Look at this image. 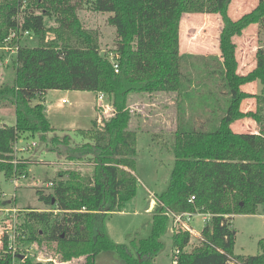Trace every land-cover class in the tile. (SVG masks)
<instances>
[{"label":"trees","instance_id":"trees-1","mask_svg":"<svg viewBox=\"0 0 264 264\" xmlns=\"http://www.w3.org/2000/svg\"><path fill=\"white\" fill-rule=\"evenodd\" d=\"M24 1L0 0V45L15 51L12 82L0 86V100L8 101L14 113V124H0V172L10 180L26 177L29 161L16 157L15 144L36 135L48 143L46 135L54 131L43 103L48 90L104 94L112 112L100 118L101 126L95 119L91 129L78 130L88 136L84 143L72 145L68 134L50 138V149L61 154L62 146L67 159L89 162L92 170H59L48 182L51 191L36 189L38 200L49 210L18 209L16 244L37 249L46 245L54 251L67 245L82 252L81 260L67 264H95L96 255L106 250L115 251L126 264H152L163 248L160 237L169 210L209 214L202 239L190 250L184 248L191 233L173 232L172 253H179L172 264H264V237L258 240L256 254H236L231 227L235 215L264 210V47L255 50L254 68L240 74L233 41L249 25L264 24V0L237 19L228 14L231 0H89L94 11L110 14L107 22L115 31L111 59L100 53L98 30L83 26L77 2ZM184 13H218L223 21L218 57L188 55L197 62L189 63L193 74L182 70L186 55L179 52ZM46 17H54L55 26L46 27ZM30 33L37 45L20 44L19 37ZM253 81L260 84L259 92L241 88ZM156 91L175 92L179 100L173 163L167 187L156 195L151 232L132 240L131 249L109 237L105 221L112 212L122 211L136 190L137 133L129 128V95ZM248 98L254 99L255 109L243 112L240 104ZM191 102L203 118L200 125L197 116L187 113L185 103ZM243 118L252 119L257 130L234 131L231 125ZM7 238L5 228L0 264H52L33 260L17 247L7 252Z\"/></svg>","mask_w":264,"mask_h":264},{"label":"rangeland","instance_id":"rangeland-1","mask_svg":"<svg viewBox=\"0 0 264 264\" xmlns=\"http://www.w3.org/2000/svg\"><path fill=\"white\" fill-rule=\"evenodd\" d=\"M33 0H26L24 4H32ZM78 3L77 15L86 28L97 29L100 35V53L112 58L114 51V28L108 24L109 13L96 12L92 9L89 0H72ZM257 4V0H231L228 14L232 19H237L242 14L250 11ZM29 5V6H30ZM46 27L55 26L54 17L45 18ZM223 21L218 13H184L180 18L179 31V52L186 55L183 62V69L194 73L190 62H194L193 56H217L219 55V35ZM48 33L47 37H52ZM236 44V58L239 64V72L249 71L255 60V50L258 46L264 47V24L249 25L240 36L234 37ZM11 42V40H10ZM9 40L6 43H10ZM20 44L36 46L37 37L33 34H23L19 37ZM7 47V48H6ZM3 49L0 45V86L11 83L13 72V59L15 51L8 44ZM188 55H191L188 57ZM198 88L197 85H194ZM259 86L251 84L242 88L244 91H260ZM203 89V88H202ZM198 89V90H202ZM98 93L89 91H55L49 90L46 96V117L48 118L53 132H48L46 140L39 139V136L21 139L18 146H27L35 143L26 151H16V157L27 158L26 177L17 180L7 179L3 172H0V202L12 200L0 205V251H2V233L6 228L8 233H15L14 223L19 220L18 209L33 208L39 211L49 210V206L38 200L36 189H41L44 194L48 193L51 186L48 182L57 178V172L65 169H77L83 174L92 170L89 162L82 160H69L66 158L65 149L61 147L60 153L50 149L52 143L50 138L55 134L70 136V143L74 146L88 140L86 134L78 130L91 129L93 117L108 118L111 115L112 107L109 99L103 94V100L97 99ZM224 94V93H223ZM58 96L65 98V102L58 101ZM193 100V99H192ZM37 100H33V103ZM61 102V103H60ZM178 102L175 92H136L129 95L128 106L130 109V128L137 130L136 139V166L135 176L137 178L134 196L128 200L122 211H114L106 218V228L110 238L117 243H126L130 246L131 241L137 242L140 238L147 237L151 232L152 215L155 208L146 209L150 198L156 201V195L167 187L170 170L173 163L171 144L173 133L178 122ZM187 106V113L194 114L197 125L202 124L203 118L198 116L192 109V102ZM95 105V106H94ZM245 110L255 109L254 99H244L241 103ZM95 107V109H94ZM105 109V110H104ZM95 110V111H94ZM103 110V111H102ZM246 112V111H243ZM250 120V118H247ZM252 120V119H251ZM14 122V113L8 101L0 100V124ZM246 122V121H245ZM101 126V121L97 122ZM80 128V129H78ZM47 186V187H45ZM152 202V201H150ZM201 213L193 214L189 226L193 228L191 241L188 249L198 244V234L205 224ZM169 218V217H168ZM231 227L235 231L234 253L242 255H254L258 252V240L264 237V210L259 208L254 214H237L231 220ZM172 223L169 218L167 228L160 239L163 248L158 252L152 264H172ZM15 247L22 253L25 252L33 260H50L52 264H65L82 259V252L72 251L67 245L61 246L58 250H51L43 245L42 249L36 246L21 243ZM187 249V248H186ZM15 252V251H14ZM2 254V253H1ZM0 254V255H1ZM15 264H17L15 262ZM95 264H126L125 261L112 250L101 251L96 255Z\"/></svg>","mask_w":264,"mask_h":264},{"label":"built area","instance_id":"built-area-1","mask_svg":"<svg viewBox=\"0 0 264 264\" xmlns=\"http://www.w3.org/2000/svg\"><path fill=\"white\" fill-rule=\"evenodd\" d=\"M13 33H11L5 40V42H7L11 37H13ZM6 45H4L3 47L1 48H5ZM7 48V47H6ZM113 68L114 70L117 72L118 71V68H117V64L116 63H113ZM103 94H98L97 95V99L98 100H103ZM61 102H65V99H61ZM105 110V109H104ZM103 111V110H102ZM21 141V140H20ZM19 142V141H18ZM18 142L15 144V147H14V153H16V151H26L28 149H30L31 147H33L35 145V143H31L27 146H18ZM15 181V179H14ZM48 186L51 185V183H48L47 184ZM193 199V196H191L190 200ZM264 206V205H263ZM167 214V216L171 219V223H172V229L174 232H179V231H185V230H188L190 233H191V236H192V232H193V229L189 226V222L193 216L192 213L190 212H181V213H175V212H172V211H166L165 212ZM209 217V214H204L203 215V221H206ZM15 233H8V238H7V252L9 253H14V251L16 250V247H15ZM198 242L200 241L201 238V235L199 236L198 234ZM191 241V240H190ZM187 248V249H186ZM185 250H190L188 249V245L184 248ZM179 253V249H174L173 250V253H172V260L174 261L175 258H176V255Z\"/></svg>","mask_w":264,"mask_h":264},{"label":"crops","instance_id":"crops-1","mask_svg":"<svg viewBox=\"0 0 264 264\" xmlns=\"http://www.w3.org/2000/svg\"><path fill=\"white\" fill-rule=\"evenodd\" d=\"M254 66H255V60L253 61V64H252V66H251V69L249 70V71H251L253 68H254ZM238 69H239V66H238ZM249 71H245L244 73H242V72H239L240 74H246V73H248ZM252 85V86H254V85H257V86H259V83L258 82H256V81H253V82H250V83H246V84H244V85H242V87L243 86H245V85ZM241 87V88H242ZM243 89V88H242ZM244 90V89H243ZM49 91V90H48ZM48 91L45 93V95H44V100H43V103H44V105L46 104V102H45V100H46V96H47V93H48ZM55 91H64V90H55ZM65 91H69V90H65ZM72 91V90H71ZM73 92L75 93V92H77V91H74L73 90ZM89 92H91V91H89ZM251 93H255V91H252ZM61 99H65L64 97H62V96H58V101H60ZM243 102V101H242ZM241 102V103H242ZM255 102V101H254ZM61 103V102H60ZM97 96H96V104L95 105H97ZM94 105V106H95ZM46 109H48L47 107H46V105H45V113H46ZM94 109H95V107H94ZM240 109L242 110V111H247V110H245L243 107H242V105L240 104ZM251 110H253V109H251ZM95 111V110H94ZM96 112L94 113V117H93V119L92 120H97V122H99L100 121V118H99V116H96ZM246 121V122H245ZM4 123H6V122H4ZM6 124H8V123H6ZM12 124H14V122H12V123H10L9 125H12ZM131 126L129 125V128H130ZM231 127H232V129L234 130V131H236V132H255L256 130H257V128H256V126H255V123H254V121L253 120H248L247 118H243V119H240V120H237V121H235L232 125H231ZM78 129H80V128H78ZM130 129H132V128H130ZM133 130H135V129H133ZM136 131V133L138 132L137 130H135ZM11 200H6V202L8 203V202H10ZM150 201H152V202H150ZM154 198H150V200H149V202H148V204H147V207H146V209H151V208H149V206H153L154 205ZM107 229V228H106ZM193 229V228H192ZM108 233V232H107ZM196 234H199V233H195V235ZM109 235V234H108ZM110 237V236H109Z\"/></svg>","mask_w":264,"mask_h":264}]
</instances>
